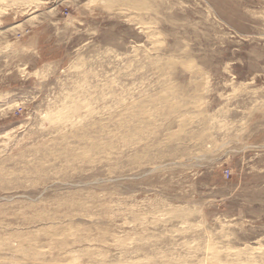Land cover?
<instances>
[{
	"label": "rangeland",
	"instance_id": "obj_1",
	"mask_svg": "<svg viewBox=\"0 0 264 264\" xmlns=\"http://www.w3.org/2000/svg\"><path fill=\"white\" fill-rule=\"evenodd\" d=\"M0 264H264V0H0Z\"/></svg>",
	"mask_w": 264,
	"mask_h": 264
},
{
	"label": "built area",
	"instance_id": "obj_2",
	"mask_svg": "<svg viewBox=\"0 0 264 264\" xmlns=\"http://www.w3.org/2000/svg\"><path fill=\"white\" fill-rule=\"evenodd\" d=\"M228 174H229V171L227 170V171H226V175H228Z\"/></svg>",
	"mask_w": 264,
	"mask_h": 264
}]
</instances>
